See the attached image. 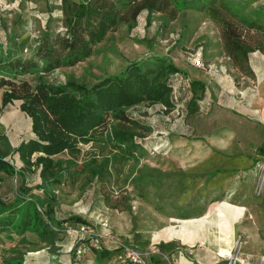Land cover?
<instances>
[{"label":"trees","instance_id":"trees-1","mask_svg":"<svg viewBox=\"0 0 264 264\" xmlns=\"http://www.w3.org/2000/svg\"><path fill=\"white\" fill-rule=\"evenodd\" d=\"M253 2L61 0L63 30L55 32L46 26L32 56L15 54L23 41L17 42L9 35L0 40V86H5L2 105L7 107L18 101L19 109L31 120L32 132L14 150L22 162L19 167L14 159L6 158L0 147V173L20 178L11 200L0 196V241L4 234L11 238L15 234L23 240L30 234L39 242L52 245L58 234L67 231L66 222L88 223L79 215L59 219L55 211L56 190L66 174H70L69 167L77 161L81 144L110 146L107 153L101 157L94 154L83 165L88 181L106 182L117 161L139 160L143 141L154 131V126L137 113L140 105H159L166 114L180 111L192 115L200 109L207 92V82L197 76L200 68L194 64L192 69L183 68L161 54L133 59L120 72L107 73L90 86L74 80L53 83L47 77L49 73L91 56L94 47L122 24L132 26V22L143 20V27L149 28L156 14L162 23H167L176 19L180 11L192 9L206 12L219 24L223 55L241 76L254 79L251 54L264 53V42L249 33L256 31L264 35V7L258 5L245 12L244 3ZM230 111L231 115L242 118L239 123H245L242 114ZM237 123L235 120L228 124L237 126ZM188 129L187 134H191L193 130L190 126ZM63 154L69 157L64 159ZM154 171L156 174L140 170L131 179L136 183L161 179L164 172ZM33 189L41 190L44 195L34 193ZM77 245L74 243V255ZM91 249L100 261L115 252L100 246ZM24 263L21 256L6 260V264Z\"/></svg>","mask_w":264,"mask_h":264},{"label":"rangeland","instance_id":"rangeland-1","mask_svg":"<svg viewBox=\"0 0 264 264\" xmlns=\"http://www.w3.org/2000/svg\"><path fill=\"white\" fill-rule=\"evenodd\" d=\"M253 1L250 5L244 3L245 12L258 5L264 7V0ZM60 6L61 0H0V40H5L8 35L15 37L17 42H24L17 47L15 54L32 56L46 26L55 32L63 30ZM153 19L149 28L143 27V20H140L135 24L132 22V26L122 24L110 31L94 47L91 56L73 66L55 69L47 75L49 81L58 83L74 80L90 86L107 73L120 72L133 59L161 54L186 69H192L200 61L203 69L198 71L197 76L208 84L215 78L220 82L223 80V83L229 82L230 78L238 88L251 84L252 79L241 76L229 58L223 55L220 26L206 12L192 9L180 11L176 19L167 23H162L159 14ZM249 35L261 38L264 42L262 33L251 31ZM257 53L264 54L257 51L251 54V58ZM4 88L0 86V147L6 158L14 159L19 167L22 162L14 150L21 140L32 135L31 120L19 109L18 101L7 107L2 105L1 94ZM208 95L203 99L200 109L192 115H183L180 111L166 114L160 111L159 105H140L137 113L144 122L154 126V131L143 141L139 160L117 161L106 182L96 179L88 181L83 165L92 155L98 154L101 157L107 153L110 146L105 143L81 144L82 151L75 164L69 167L70 174H66L64 182L56 190V216L65 219L79 215L87 219L88 223L83 224H88L95 233L94 247L101 243L112 248L133 244L145 250L154 249L157 242L165 238L174 240L180 232L176 226L173 235L174 226L181 222L173 218L202 215L209 206L220 200L205 198L206 181L203 177L211 178L214 174L239 175L244 170L243 162L227 159L229 154L233 156L231 151L228 155L216 152L221 158L219 166L211 171H200V167L207 168L199 160L204 154L205 131L223 122L230 125L228 123L235 121L228 116L233 114L230 110H221L218 106L219 94H216L217 100L214 101ZM239 108L241 111H235L244 116L245 123L238 124L252 127L249 123L252 119L248 117L250 110ZM238 119L242 120L240 117ZM254 121L257 122L255 118ZM188 126L193 130L191 134H187ZM61 156L64 159L69 157L68 154ZM256 159L255 176L260 181L264 177V151ZM192 166H198L197 170ZM154 169L164 172L161 179L140 183L131 179L140 170L156 174ZM0 175L3 177L0 181V196L7 201L11 200L20 184V178L4 173ZM259 181L254 190L256 194L259 193ZM33 192L44 195L39 189H33ZM110 204L117 207H111ZM211 216L213 221L207 227L219 236L215 212ZM198 228L197 225L192 226L194 231H198ZM200 232L202 234L204 231ZM243 244V235H235L228 252L236 249L245 258ZM73 249V234L65 230L57 235V241L52 245L45 241L39 242L30 234L26 240L15 234L12 238L4 234L0 241V264H6V260L16 256L23 257L24 264H43L46 256L50 257L51 264H62L60 258L62 260L68 253L75 258ZM91 251H85L83 262Z\"/></svg>","mask_w":264,"mask_h":264},{"label":"crops","instance_id":"crops-1","mask_svg":"<svg viewBox=\"0 0 264 264\" xmlns=\"http://www.w3.org/2000/svg\"><path fill=\"white\" fill-rule=\"evenodd\" d=\"M251 59L255 72V78L250 80L251 84L238 88L230 78L227 83L215 78L210 84L207 82L206 96L209 93L208 96L214 101L217 100L216 94H219L218 106L221 110L237 111L240 110L239 107L250 110L248 117L253 121L250 120L249 123L253 126L242 127L238 125L240 120L229 114V117L239 120L237 126L225 125L223 122L205 131L204 154L199 157L201 163L207 167H200V171L207 172L219 166L221 158L216 152L228 155L232 151L233 156L230 157L229 154L227 159L243 162L244 170H241L239 175L214 174L211 178L204 176L205 198L220 200L209 206L202 215L173 218L181 222L174 226L173 235L176 233V226L180 232L174 240L165 238L157 242L154 249H145L150 253V264H214L220 258V254L229 250L235 235L239 233L244 238L243 256L248 263L264 264V177L259 181L254 170L256 157L263 151L264 146V54L257 53ZM197 167L192 166L194 170H197ZM258 181L259 193L256 194L254 190L258 186ZM212 212L216 214L215 222L219 228V236L207 227L213 221L212 216L210 217ZM194 225L199 227L198 231L192 229ZM200 231L204 232L201 234ZM100 247L115 252L100 261L94 251H91L84 264H119V250H116V246L112 248L101 243ZM73 259L68 253L62 260L60 258V262L73 264ZM43 264H51L49 256H46Z\"/></svg>","mask_w":264,"mask_h":264},{"label":"built area","instance_id":"built-area-1","mask_svg":"<svg viewBox=\"0 0 264 264\" xmlns=\"http://www.w3.org/2000/svg\"><path fill=\"white\" fill-rule=\"evenodd\" d=\"M201 54V52H199ZM200 69L202 64L197 62L195 64ZM66 230L73 234L74 243H77L75 249V262L74 264H83V256L87 249H91L96 246L94 240L95 233L93 229L88 224H79L72 226L71 224H65ZM74 227V228H73ZM118 253V263L119 264H150L148 251H145L133 244H121ZM214 264H249L248 261L243 258L239 252L235 250H230L229 252L220 254V258Z\"/></svg>","mask_w":264,"mask_h":264},{"label":"bare ground","instance_id":"bare-ground-1","mask_svg":"<svg viewBox=\"0 0 264 264\" xmlns=\"http://www.w3.org/2000/svg\"><path fill=\"white\" fill-rule=\"evenodd\" d=\"M226 234H228V233H226ZM228 252V251H227ZM224 253H226V252H224Z\"/></svg>","mask_w":264,"mask_h":264}]
</instances>
